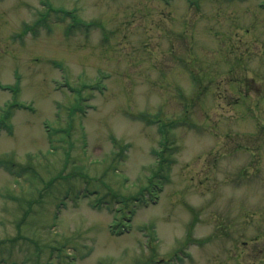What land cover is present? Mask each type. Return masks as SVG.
<instances>
[{
    "label": "rangeland",
    "instance_id": "374dc122",
    "mask_svg": "<svg viewBox=\"0 0 264 264\" xmlns=\"http://www.w3.org/2000/svg\"><path fill=\"white\" fill-rule=\"evenodd\" d=\"M3 120L0 264H264V0H0Z\"/></svg>",
    "mask_w": 264,
    "mask_h": 264
},
{
    "label": "trees",
    "instance_id": "16d2710c",
    "mask_svg": "<svg viewBox=\"0 0 264 264\" xmlns=\"http://www.w3.org/2000/svg\"><path fill=\"white\" fill-rule=\"evenodd\" d=\"M46 4H48V5H50V3L49 2H45ZM68 10L67 9H64L63 10V12H62V15L64 14L65 15V13L67 12ZM75 24H76V26H82L83 25V21H81V20H78V21H76L75 22ZM165 174H163V176H164ZM155 176H157V177H159L160 175H158V173H157V171H155ZM162 176V177H163ZM166 176V175H165ZM118 201V200H117ZM120 222H125L124 220H120ZM119 222V223H120Z\"/></svg>",
    "mask_w": 264,
    "mask_h": 264
}]
</instances>
